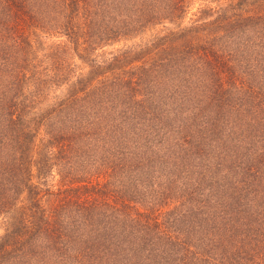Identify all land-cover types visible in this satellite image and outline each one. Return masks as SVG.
Segmentation results:
<instances>
[{"label": "trees", "instance_id": "obj_1", "mask_svg": "<svg viewBox=\"0 0 264 264\" xmlns=\"http://www.w3.org/2000/svg\"><path fill=\"white\" fill-rule=\"evenodd\" d=\"M0 264H264V0H0Z\"/></svg>", "mask_w": 264, "mask_h": 264}]
</instances>
